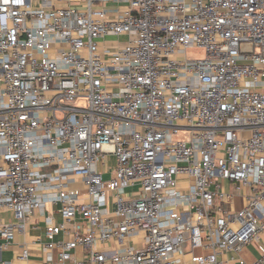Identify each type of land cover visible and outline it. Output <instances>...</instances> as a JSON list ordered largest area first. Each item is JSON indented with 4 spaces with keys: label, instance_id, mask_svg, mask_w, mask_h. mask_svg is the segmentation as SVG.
I'll return each mask as SVG.
<instances>
[{
    "label": "built area",
    "instance_id": "2783aa9c",
    "mask_svg": "<svg viewBox=\"0 0 264 264\" xmlns=\"http://www.w3.org/2000/svg\"><path fill=\"white\" fill-rule=\"evenodd\" d=\"M48 202L53 264L78 247L79 264H247L264 230V0H0V208L15 217L0 238Z\"/></svg>",
    "mask_w": 264,
    "mask_h": 264
},
{
    "label": "crops",
    "instance_id": "0c3cea01",
    "mask_svg": "<svg viewBox=\"0 0 264 264\" xmlns=\"http://www.w3.org/2000/svg\"><path fill=\"white\" fill-rule=\"evenodd\" d=\"M109 38V37H108ZM110 41H117L116 39L119 36H110ZM107 39V38H106ZM113 39V40H112ZM109 40V39H107ZM106 40V41H107ZM106 43L105 40L101 41ZM118 43H120L118 41ZM122 45L114 46L115 49L121 47ZM114 162L113 166L109 165L107 160L102 162L103 170L99 171L103 173L110 174V178L113 177V169L115 167L116 161L113 157ZM105 178V177H104ZM73 185L80 184L81 187H78L80 190L81 201H84L86 194V188L82 184L81 181L77 180L72 183ZM71 184V185H72ZM228 188L230 189L231 186L226 183ZM135 187L137 185L130 186L131 191H128L126 188V193L128 197L132 195V192L136 191ZM243 192H247V189H244ZM110 200H112L113 193L110 192L109 194ZM235 203L236 207L240 208L243 205L244 199L240 196H235ZM109 211H112V207L109 208ZM0 218L7 222H14L15 217L12 211L0 208ZM48 218H51L55 224H60L63 222L62 215L60 213V205L53 204L48 202L45 206L43 211H37L33 214L25 224V228L23 231H17L15 234L14 239L9 242H6L0 238V264L11 263V264H53L60 260V252L61 248L59 246H54L51 249H45V244L49 242V238L46 236V228L48 224ZM73 227V226H71ZM73 235L71 232H60L56 236H54V241L59 242L62 240H71ZM132 244V241H131ZM119 244L116 241H109L104 243H97L96 249L100 251H111L117 248ZM27 248L28 249V257L26 259H21L20 256L22 251ZM264 249V230L258 234V236L249 242L246 246L243 247L242 251L240 252V256L247 262V264H251L258 260L261 257V254ZM199 252H207L198 249ZM237 256V255H236ZM88 258V254L83 247H78L73 252V259L64 262V264H79V262H83ZM83 264V263H82Z\"/></svg>",
    "mask_w": 264,
    "mask_h": 264
},
{
    "label": "rangeland",
    "instance_id": "374dc122",
    "mask_svg": "<svg viewBox=\"0 0 264 264\" xmlns=\"http://www.w3.org/2000/svg\"><path fill=\"white\" fill-rule=\"evenodd\" d=\"M114 37V36H113ZM116 37V36H115ZM109 40H111V38H107ZM107 39H103V40H107ZM101 40V41H103ZM113 40V39H112ZM117 41H111V42H108V43H103L101 42L99 45L100 47H104V46H107V47H114V46H118V45H124V43L127 41V36H119L118 39H116ZM118 41L120 43H118ZM205 52L202 50V49H198V48H189L188 51H187V56L188 58H196V57H202L204 56ZM80 102V100H77V103ZM191 138V133L186 131H181V133L175 137L176 140H189ZM109 160L107 161V163H109V165L113 166V162H114V159H113V156L109 155ZM99 168L100 170H103V164L102 162L99 163ZM104 177L105 179H108L110 177V174L109 173H105L104 174ZM72 188H78V187H81L80 184H77V185H71ZM128 188V191L130 192L131 191V188L130 187H127ZM136 191L139 190L138 187H135ZM142 242V237L140 238H135V240H133V244H138V243H141ZM123 245H128V241H125V243ZM197 253H199V251H196Z\"/></svg>",
    "mask_w": 264,
    "mask_h": 264
}]
</instances>
